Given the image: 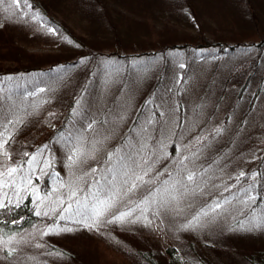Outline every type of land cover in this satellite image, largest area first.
Masks as SVG:
<instances>
[{"label":"rangeland","instance_id":"obj_1","mask_svg":"<svg viewBox=\"0 0 264 264\" xmlns=\"http://www.w3.org/2000/svg\"><path fill=\"white\" fill-rule=\"evenodd\" d=\"M49 12L75 32L84 51L32 17L23 27L8 26L7 31L14 30L16 42L28 52L56 54L58 60H73L86 51L81 58L90 62V67L81 73L76 119L68 125L65 146H53L55 151L49 157L35 156L29 173L10 179L5 175L11 167L12 148L5 143L0 149V173H5L0 175L1 200L32 193L38 212L46 210L54 218L61 198L67 195L66 208L73 200L70 193L75 191L83 221L77 225L50 224L45 230L38 226L28 229L27 237L7 243L14 255L6 259L0 254V264H79L78 259L81 264H136L130 252L136 247L154 250V258L162 262L165 244L176 237L193 242L192 249L174 244L181 255L192 259L188 264H247L244 253L264 250V176L259 182L250 178L264 153V46L258 47L264 41V0H102L99 7L63 0ZM6 21L15 24L17 18L0 16V28ZM171 44L178 49L169 48ZM123 56L126 59L119 58ZM52 88L50 94H55V86ZM41 89L37 88L34 96ZM58 91V98L44 103L40 111L26 110L30 118L19 136L33 132L43 121L49 130L56 127L55 118L72 97V86L68 83ZM141 103L145 106L137 121ZM155 110L159 118L154 116ZM100 118L104 119L102 124ZM14 124L9 121L4 126L0 141L8 140ZM219 130L221 142L229 141V153L232 157L235 153L236 158L232 165L219 163L201 171L208 144L202 152L194 149L203 140L211 148L210 138ZM175 137L178 144L173 160L160 169H168L170 174L158 181L153 172L167 159L166 148ZM77 148L83 153L79 158L73 156ZM121 148L133 151L137 159L148 158L144 165L149 170L144 177L148 183L122 196L97 226L89 227L91 193L99 179L97 174L90 180L89 170L95 165L103 167L98 161ZM241 172L248 178L238 180ZM189 173L195 174L193 181H188ZM25 175L31 177V183L23 180ZM38 175L49 178L45 194L39 192V181H33ZM249 185H254L251 195L260 198L259 206H254L256 200L248 201L243 192ZM145 199L156 202L144 204ZM218 202L222 208L213 212ZM252 207L255 211H249ZM76 209L73 203L64 219L77 220ZM129 209L134 210L131 216L123 221L113 219ZM141 209L146 210L142 213ZM197 216L198 221L193 219ZM56 219L61 217L56 215ZM44 242L73 247L76 260L44 255L40 250L34 254L32 246L40 248ZM4 247L0 240V249ZM197 255L203 259L199 261Z\"/></svg>","mask_w":264,"mask_h":264},{"label":"trees","instance_id":"obj_2","mask_svg":"<svg viewBox=\"0 0 264 264\" xmlns=\"http://www.w3.org/2000/svg\"><path fill=\"white\" fill-rule=\"evenodd\" d=\"M61 1L63 0H27L28 7L22 2L19 8L12 5L10 0H4V3L0 4V16H3L4 19H6L11 15H15L17 18V23L13 24L11 21H6L5 25L0 28V132L9 121L15 122L7 140L8 142L5 144L9 148H12L11 158L8 161V165L19 169L17 173L13 174V177L14 175L29 173V161L32 156L41 154V151L39 150H42L44 145H47V148L43 149V154H46L45 157H49L53 154L55 146H59L60 144L65 146L67 135L69 134L68 132H70V130H68V125L75 122L76 119L75 111L77 110V97L79 96V93H76V91L78 90V84L82 76L81 73L90 67V62L81 58L85 55L86 51L84 54L75 57L73 60H68L66 58L58 60L56 54L28 52L16 42L17 36L14 30L12 32L7 31L8 26H16L18 24L17 27H23L26 21L32 17L36 19V21L43 23L46 27L52 28L56 34L63 37L64 40L66 39L72 44L79 45L81 50L84 51L82 47L83 41L74 34L75 32H72L66 25L58 23L49 12L50 8L59 5ZM78 1L86 2L91 6L96 5L97 7L102 4V0ZM201 45H203L202 48H204L205 44ZM263 46L264 41L258 44V47ZM178 47L179 46H174L172 44L169 46L171 49H178ZM181 47L185 48L186 45H182ZM230 50L231 49H229L228 53L231 52ZM217 51L221 52V55H224L226 52L223 48H218ZM204 53L205 52H203V54ZM119 58L126 59L125 56ZM231 78L232 74L228 75L226 80L228 81ZM68 83L72 86V97L68 98L60 110L57 109L59 110V113L55 118L56 127L49 130L45 127L43 121L33 132L20 134L19 136L18 133L25 129L26 121L30 118L27 115H30L31 113L26 110L35 109L33 113L40 111L43 108L44 103L51 102L54 100V97L57 99L60 92L58 91V88L62 90L68 85ZM54 86L55 94H50V90H53L52 87ZM41 87L43 88V91L39 92L38 96H34L35 90ZM82 89L83 88H80V91H82ZM142 106H145V103H141L137 113L135 112L136 116L139 114L137 121H139L140 116L142 115L140 112L142 111ZM114 107L115 104L113 103L111 105L112 113L114 112ZM154 116L159 118L158 111L155 110ZM180 120L181 115L179 114L178 122H180ZM99 121L102 124L104 119L102 118L101 120L100 118ZM210 143L213 144L211 148H209V143L206 140H203L202 143L194 149L195 151L199 150L202 152L206 147L205 145L208 144V154L205 158H203L205 154H202L201 168L199 170L203 171L207 166L208 168L209 166L214 167L219 163H222L224 166L232 165L233 159L236 158V154L234 153L235 157H232L229 153V141L221 142L220 130L212 135ZM176 144H178L177 137L173 138L166 148V152L168 153L167 159H164L158 165V169L153 172V175H156V177L159 178L158 181L166 177L167 174H170V170L167 169L166 172H160L162 171L160 169L167 164L168 160H173L174 156H172V154L177 150ZM114 147L119 146L112 145L111 148ZM25 153H27V155H25ZM224 156L226 159L222 161ZM104 157L105 156H103L102 159H104ZM39 159L42 158L39 157ZM263 167L264 153L261 160L256 164L255 171L259 170V172L262 173ZM95 168L98 169L96 165ZM95 176L97 175L91 174L90 180H93ZM5 177L9 178L7 175H5ZM261 177L262 176H258L256 181L259 182ZM243 180H245V178H242L240 181ZM33 181L37 183L39 181V192H43V194L48 192L46 187L50 185V181L47 176L40 179L38 175L37 178H33ZM160 183L161 182L158 184ZM82 184L83 183H81V185ZM255 192L258 195L257 191ZM3 195L4 191L2 190L0 192V200ZM61 199L64 201V207L68 203L67 195L63 196ZM77 200L78 199L75 195L71 202L72 207L73 203H76ZM4 204L6 206L0 208V240L5 244V247L2 248V250L0 249V254L6 259H10V257L12 258L14 255L13 249L8 246L7 243L12 239L20 238L30 228L36 229L38 226L45 230L50 224L63 225L64 223H70V225H77L78 221L79 224H81V220L83 221L82 210L81 214L77 215V220L72 216H70L73 218L71 221L65 219L57 220L56 215L65 217V212L61 211V204L59 213L57 211L54 218H50L48 214H45L47 213L46 210L43 214L37 215L38 210L36 200L32 196V193L6 199ZM17 204L19 206H17ZM260 204L261 200L260 198H257L254 206H259ZM249 211H255L254 207L249 209ZM28 235L29 233L24 236L27 237ZM145 241L149 242V240ZM44 243L45 244L40 247L41 249L37 248L35 244L32 246V249H34L33 251H35L34 254L39 253L40 250L44 255L66 258L72 262L76 260V249L73 247H65L55 243ZM41 244H43V242H41ZM174 244L184 247L185 249L193 248V242L180 240L179 237H176L172 239V242L169 244H165V249L161 256L163 258L162 262L154 258V250L148 247L139 249L136 247L135 252H130L136 264H188L192 262V259L189 258L188 255H181L178 247ZM130 246L131 244L129 247ZM148 246L151 247L150 244ZM155 251H157L156 248ZM191 253L194 254L193 250H191ZM198 259L200 261L203 258L198 256ZM244 259L247 264H264V250H250L249 252L244 253ZM77 262L81 264L79 259Z\"/></svg>","mask_w":264,"mask_h":264},{"label":"snow or ice","instance_id":"obj_3","mask_svg":"<svg viewBox=\"0 0 264 264\" xmlns=\"http://www.w3.org/2000/svg\"><path fill=\"white\" fill-rule=\"evenodd\" d=\"M24 3L26 7L27 0H10V3L17 8H19L21 3ZM4 0H0V4H3ZM50 31H54L50 29ZM180 67H184L183 64L180 65ZM42 91V89H41ZM161 116L164 115V113H160ZM95 121L88 124V128L91 129L93 127V124ZM151 123V121H149ZM7 140L0 141V149L4 148V144L7 143ZM47 145L43 146V149H46ZM43 149L39 150L41 151V155L43 154ZM140 151H143V147L140 149ZM3 155H7L6 152L3 153ZM27 155V153H25ZM83 155L81 150L77 148L73 154V156L79 158ZM73 156H69V160L75 164L77 163V159H74ZM185 159H187L185 157ZM36 162V157L32 156L29 163ZM46 163V162H44ZM100 165L103 167L97 169L92 168L90 169V173L93 175H99V179L95 180L96 189L93 193H91V200L93 203L91 204V219L92 223L89 224V227H95L100 223V218L105 215V213L109 212L113 207L116 206V204L121 200L122 196H127L129 193H132L135 189L141 186L142 183H148L144 180L145 176L149 175V170L144 168L145 164H148V158L147 157H140V159H137L134 155L133 151H124L121 149H114L112 152L107 153L106 157L100 161H98ZM183 163V160L181 161V164ZM150 168V165H149ZM140 171H137V170ZM19 169L17 167H10L6 170V175L11 178L13 177V174L17 173ZM5 173H0V175H4ZM258 176H264V173L259 172V170L254 171L251 173L250 178L253 179L255 182L256 178ZM241 178H248L245 176V173L241 172L238 180ZM188 181H193L195 179L194 173H189L187 176ZM24 181H27L28 183H31V177L28 175H25L23 177ZM101 181L104 183L101 184ZM131 182V183H130ZM139 182V183H138ZM14 183V181H13ZM179 183V181H177ZM4 187H7L8 184L5 183L3 185ZM229 189H225V191H228ZM254 185H249L248 188H244L243 192L248 194L247 200L248 201H255L256 196L251 195V193L254 191ZM160 189H156V192H160ZM164 192H167L168 189L165 187L163 189ZM76 195L75 191H72L70 193V196L74 197ZM149 196H152V192H149ZM88 199V198H85ZM172 199H176L175 196L172 197ZM10 202V201H9ZM155 199L148 200L145 199L142 203L148 204V203H155ZM225 203H230L231 201L225 200ZM61 203V211L66 212L69 209H71L72 205L71 203L68 204L67 208L63 207L64 201L63 199L60 200ZM77 209L76 214H81V201L77 200ZM6 205L2 200H0V208L5 207ZM17 206H19L17 204ZM139 207V205H137ZM222 208L221 203H216L212 211L215 212L218 209ZM146 209H141V212L145 211ZM133 209H129L127 212H121L118 216H114V220H120L123 221L125 218L132 215ZM47 214V213H45ZM37 215H40L39 212H37ZM203 215H208V212H203ZM61 219H64L63 216H61ZM194 220L198 221L199 216L194 217ZM256 226V225H254ZM70 231V229H67Z\"/></svg>","mask_w":264,"mask_h":264}]
</instances>
